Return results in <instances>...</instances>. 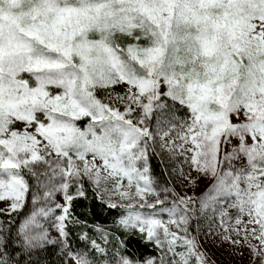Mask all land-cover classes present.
Instances as JSON below:
<instances>
[{
	"label": "snow or ice",
	"instance_id": "6c2138e0",
	"mask_svg": "<svg viewBox=\"0 0 264 264\" xmlns=\"http://www.w3.org/2000/svg\"><path fill=\"white\" fill-rule=\"evenodd\" d=\"M0 204V264H264V0H0Z\"/></svg>",
	"mask_w": 264,
	"mask_h": 264
},
{
	"label": "rangeland",
	"instance_id": "374dc122",
	"mask_svg": "<svg viewBox=\"0 0 264 264\" xmlns=\"http://www.w3.org/2000/svg\"><path fill=\"white\" fill-rule=\"evenodd\" d=\"M187 171L188 169L185 168V172ZM192 176H196V173L192 172ZM157 178L161 181L168 179V177L163 174L162 176L158 175ZM210 182V179L199 178L195 189H193L191 186L182 187L181 183L176 180L175 187L178 192H188L191 194L194 190L195 193L199 195ZM184 183L187 184V181ZM0 206H2V204H0ZM205 231H207V229H205ZM200 239L204 250L208 253L211 260L214 261V264H249L250 255L247 248L234 249L227 243H219L214 237H208L205 239V237L202 236ZM241 251L243 252V255L239 254ZM69 264H72V262L69 261Z\"/></svg>",
	"mask_w": 264,
	"mask_h": 264
},
{
	"label": "trees",
	"instance_id": "16d2710c",
	"mask_svg": "<svg viewBox=\"0 0 264 264\" xmlns=\"http://www.w3.org/2000/svg\"><path fill=\"white\" fill-rule=\"evenodd\" d=\"M153 175L156 176V177H157L158 175L162 176L161 168H160V166L156 163L155 160L153 161ZM83 204H84V207H83V208H79V207L77 208V212H78V213H79V212H82L84 215H87L88 218H89V221H90V222H92L93 219H98V220L100 221V223H102V224H103V223H106V220H105V218L103 217V215L93 217V216H91V215L88 214V212H87L88 202H87V201H84ZM97 206H98V205H96L95 202H94L93 205H92L93 210H95V208H96Z\"/></svg>",
	"mask_w": 264,
	"mask_h": 264
}]
</instances>
